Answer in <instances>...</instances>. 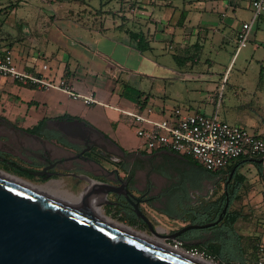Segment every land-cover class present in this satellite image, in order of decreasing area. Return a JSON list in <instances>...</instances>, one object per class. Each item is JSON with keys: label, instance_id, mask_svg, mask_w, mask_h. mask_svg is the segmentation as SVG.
Listing matches in <instances>:
<instances>
[{"label": "crops", "instance_id": "1", "mask_svg": "<svg viewBox=\"0 0 264 264\" xmlns=\"http://www.w3.org/2000/svg\"><path fill=\"white\" fill-rule=\"evenodd\" d=\"M243 2L251 8L250 0H123L109 10H103L102 6L90 8L86 0L83 5L70 0H0V54L9 51L20 69L53 80L66 78L76 91L95 97L93 103L86 104L70 98L59 87L45 89L0 76V114L14 122L21 117L23 123L19 124L24 126L34 125L41 119L78 117L124 150H141L140 144H128L124 135L119 108L123 105L121 103L133 100L140 110L146 111L145 117L151 120L174 115L176 109L189 113V109L183 106H147L146 97L142 96L145 91L137 87H134L137 90L134 98L127 96L126 88L131 84L124 72L129 70L118 57L131 56L137 51L140 54L136 55L138 62L143 59L152 64L149 65L151 73L139 71L138 74L146 76L154 84L158 80L188 75L184 71L180 76L175 68L159 60L164 52H170L181 60L174 58L178 66L197 71L193 78L215 82V79L209 78V72L203 70L205 65L208 70L212 61L205 58L200 65L202 56L206 50L214 48V41L226 48L232 39L235 47L221 76L224 80L232 60L242 50V47H237V30L242 22H251L253 16L251 12L248 20L237 24L232 19L231 13L235 14L238 5ZM260 20L264 19L258 18L252 23L249 41L255 40L256 31L253 28ZM209 27L213 31H206ZM130 31L145 34L149 49L139 50L129 35ZM216 36L217 40L214 39ZM44 63L47 64L46 69H42ZM261 81L260 74L258 84ZM212 85L211 90L218 87ZM223 86L220 83V92ZM147 94L152 95L151 92ZM215 109L217 115L222 111L221 119L248 129L243 121L250 114L240 106L221 110L214 106L208 112L201 108L194 111L210 114ZM252 133L264 137V124ZM155 151L180 159L169 149ZM253 158L241 156L230 163H236L234 172L245 176L243 185L231 201V209L239 212L233 225L234 231L239 240H243L241 245L245 248L241 258H231V264H254L257 244L261 242L264 245V161L257 162ZM187 220V217L179 219ZM209 239L204 244L210 242ZM220 240L214 238L213 242L220 244Z\"/></svg>", "mask_w": 264, "mask_h": 264}, {"label": "flooded vegetation", "instance_id": "2", "mask_svg": "<svg viewBox=\"0 0 264 264\" xmlns=\"http://www.w3.org/2000/svg\"><path fill=\"white\" fill-rule=\"evenodd\" d=\"M74 118L78 117L48 118L43 123L24 126L0 114V166L7 172L10 171L5 168L11 169V174L29 183L50 190L56 187L58 178L69 179L72 187L83 180H87L82 183L86 185L90 178L99 183H110L114 190L108 192L109 197L103 201L108 211L115 213L118 210L115 213L118 216L135 213L128 197L134 201L136 197L138 207L152 225L155 213L162 215L163 221L184 219L189 208L197 205L201 198L212 195L213 179L179 172L171 157L165 154L144 149L126 151L102 132L87 129L79 123L75 124L73 136L64 135L58 129L57 121ZM53 190L59 192V189ZM150 211L151 216H148ZM137 217L142 222L136 226L150 232L147 223ZM211 227L195 228V236L185 235L184 241L188 245L206 243L215 236Z\"/></svg>", "mask_w": 264, "mask_h": 264}, {"label": "water", "instance_id": "3", "mask_svg": "<svg viewBox=\"0 0 264 264\" xmlns=\"http://www.w3.org/2000/svg\"><path fill=\"white\" fill-rule=\"evenodd\" d=\"M76 123L99 131L78 118L58 120L57 126L71 137ZM253 160L262 162L264 158ZM84 189L106 196L114 187L107 182L93 185L89 181L78 195ZM225 193L224 205L215 220L186 223L169 233L153 227L138 207V198L134 201L127 197L150 232L167 242L188 229L219 222L229 204ZM176 251L95 217L82 205L58 200L0 175V264H203Z\"/></svg>", "mask_w": 264, "mask_h": 264}, {"label": "rangeland", "instance_id": "4", "mask_svg": "<svg viewBox=\"0 0 264 264\" xmlns=\"http://www.w3.org/2000/svg\"><path fill=\"white\" fill-rule=\"evenodd\" d=\"M121 1L123 0H86L90 8L98 9L102 6L103 10H109L110 8H113V6H118L119 2ZM186 3H189V1ZM251 12V8L246 2H243L236 8L235 14L231 12L230 13L232 14V19L235 20L237 24L238 22L241 23L242 20H248L250 18ZM177 14L178 11H176L175 15ZM253 29L256 31L255 40L248 41L246 46L242 47V50L239 52L238 56L234 57L229 68L227 69L224 80H221V76L225 71V67L228 64V60L232 54V51L234 50L235 42H233L231 39L229 41V45L224 48L218 46L216 41H214V48H209V51H205L206 54H203L200 65L203 64V60L205 58H209L212 61L211 67L207 70V65H205L204 67L206 69L203 70L204 72L208 71V75H211L209 78L215 79V82H208L206 79V81H201L197 78H193V75H196L197 71L189 67H186L184 70V68L178 66L177 61H175L170 52H164L163 58L159 60L175 68L179 75L184 71L188 72V75H186L184 78L176 77L171 80H158L157 82H154V84H152V82L149 81L146 76L144 77L141 76V74H138L139 71H143L144 73L148 74L151 73L152 70L151 66L149 65L152 64L150 61L143 59L139 60L141 63L140 64L136 60V58H138L136 55H140L137 51L131 54V56L127 55L118 57L119 60H121V62L127 66V69L129 70L124 72V75H128V81L131 84L130 87L128 86L126 88V95L134 98L137 93V90L134 87H137L145 91V95L142 96L146 97L147 106L155 107L156 105H165L167 108H171L173 106H183L189 109V113L197 108H201L202 110H206L208 112L214 106H218L220 110L221 108L230 109V107L240 106L250 114V116L246 117V120L243 121V123L246 124L248 128L247 130L252 133V130L258 128L259 125L264 124V121H262L264 120V20H260L257 24L255 23ZM206 31L211 32L213 31V28L209 27L206 29ZM228 31L230 30L228 29ZM214 39L217 40V36ZM144 54L146 55L147 52ZM260 74L262 76V81L258 84L257 81ZM171 77H174V75L171 74ZM211 83H213L212 87L214 85H216V87L218 86L215 88L216 90L210 89ZM220 83L224 84L221 92L219 87ZM148 92H151L152 95H148ZM142 96H140L141 100L143 99ZM121 104L123 105H119V108L121 109L120 113L123 121V132L127 142L132 146L138 144L142 146L144 140L136 134L134 115L140 114L145 116L146 111L140 110L133 100L128 101L126 104ZM221 112L222 111H220L218 115L219 118H222ZM22 120L23 119L21 117H18L15 123H23ZM1 168L3 170V167L0 166V169ZM5 169L10 171L8 173L12 172L11 169ZM86 181L87 180H83L82 183ZM217 182V179H213V189L215 194L212 193L213 195L208 197V199L221 193L223 189V183ZM82 183L76 187H72V182L69 179L58 178L55 181L56 187L53 189H59V192L57 193L60 194L71 193L78 196V193L85 186L82 185ZM108 197L109 196L107 195L105 196L106 199ZM99 205L107 216L127 224L125 221L119 220L118 215H116L114 212H109V209L105 207V202H101ZM233 206H235V203H233ZM151 213V211L147 212V215L151 216ZM162 217V215L155 213V217L153 219V225L158 231H169L179 228L180 226L187 223L186 221L170 219L163 221ZM131 227L145 232L151 237H156L147 229L138 228L136 225ZM231 242L233 245L238 247V239L233 237ZM241 242H243V240H241ZM242 247L245 248L244 246ZM211 260L221 264L219 260H215L213 258Z\"/></svg>", "mask_w": 264, "mask_h": 264}, {"label": "built area", "instance_id": "5", "mask_svg": "<svg viewBox=\"0 0 264 264\" xmlns=\"http://www.w3.org/2000/svg\"><path fill=\"white\" fill-rule=\"evenodd\" d=\"M250 5L253 13L251 22H242L236 33L238 48L246 46L250 40L252 23L258 18L264 19V0H250ZM46 68L47 64H42V69ZM0 76L45 89L59 87L70 98L86 104L95 101L92 94L76 91L66 78L53 80L20 69L9 51L0 54ZM134 122L136 134L144 140L142 149H171L189 154L209 170L224 168L241 156H264L263 137L249 132L244 126L219 118L216 109L210 114L201 111L181 113L176 109L174 115L158 120L136 114ZM167 243L188 255L212 259L204 250L185 247L177 238L167 240ZM254 264H264V245L261 242L257 244Z\"/></svg>", "mask_w": 264, "mask_h": 264}, {"label": "trees", "instance_id": "6", "mask_svg": "<svg viewBox=\"0 0 264 264\" xmlns=\"http://www.w3.org/2000/svg\"><path fill=\"white\" fill-rule=\"evenodd\" d=\"M75 4L83 5L85 0H70ZM130 37L134 40L136 47L145 51L149 49V43L147 36L143 34L141 31H130ZM177 61H181L178 56H174ZM186 59H182L185 61ZM45 119H41L38 121L39 123H43ZM264 138V137H263ZM158 150V149H157ZM171 152H175L169 149ZM180 159L171 158V162L177 167V170L181 173H185L189 176H200L205 179H217V183H223V189L219 195L212 196V198H201L200 202L195 205L193 208H189L187 213L188 220L187 223L190 222H207L213 221L217 218L220 213L225 199L226 193L229 198L228 208L223 215L222 219L213 225L210 229L215 231V236L211 238L210 242L207 244L200 245H188L185 243V235L186 236H195L197 230L188 229L184 235H180L177 239H179L185 247H196L200 250H204L207 255H210L213 259L219 260L221 264H231L230 260L234 257H240L244 254V248L241 245V240H239V236L236 235L234 231V223L239 216V212L234 209H231V201L236 193L241 188L245 181V176L241 173L235 171L231 178H229L231 170L234 168L235 164H230L225 166L224 168L209 170L205 168L199 161H197L192 155L178 153ZM258 158L264 156H256ZM260 165V163H256ZM181 169V170H180ZM215 191L213 190V194ZM212 194V195H213ZM119 212L118 210L115 213ZM119 220L125 221L128 225H139L141 219L137 217V215L133 212H129L126 215L120 214ZM236 238L239 241L238 247L233 245L231 239ZM214 238H220V244L214 243Z\"/></svg>", "mask_w": 264, "mask_h": 264}, {"label": "bare ground", "instance_id": "7", "mask_svg": "<svg viewBox=\"0 0 264 264\" xmlns=\"http://www.w3.org/2000/svg\"><path fill=\"white\" fill-rule=\"evenodd\" d=\"M0 175L1 176H4L8 179H11L13 181H16L18 183H21V184H24V185H27L28 187H31L35 190H38L42 193H45L47 195H50L51 197L53 198H56L58 200H61V201H65L67 203H72V204H79V205H82L83 207H85L92 215H94L95 217H98L102 220H105L111 224H114L118 227H121L125 230H128L134 234H137L141 237H144L150 241H153L157 244H160L166 248H170L169 247V244L167 242H165V240H163L162 238L160 237H151L149 235H147L145 232H142V231H139V230H136L134 228H132L131 226L123 223V222H119L115 219H112L111 217L107 216L104 211H102V208L100 207V203L103 202L105 200V196L103 194H98V193H93V192H90V190L88 189H85L83 190V192L81 193V195H74V194H71V193H68V194H60V193H57L56 191H53V190H50L48 187L46 186H43V185H34V184H31L29 183L28 181H25L24 179L20 178V177H17L11 173H8L7 171L5 170H2L0 169ZM90 181V184H93V185H98V183L92 181V180H89ZM85 198V199H84ZM88 202V203H86ZM100 202V203H99ZM176 252L180 253V254H186L184 252H182L181 250H177ZM188 255V254H186ZM191 256V255H189ZM193 257L196 261H199L203 264H219L213 260H210V259H206L204 257H201V256H191Z\"/></svg>", "mask_w": 264, "mask_h": 264}]
</instances>
